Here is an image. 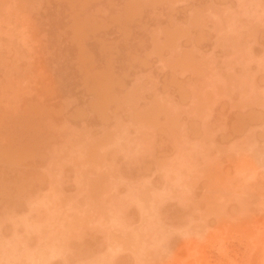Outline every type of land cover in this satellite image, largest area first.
Segmentation results:
<instances>
[{"label":"rangeland","instance_id":"1","mask_svg":"<svg viewBox=\"0 0 264 264\" xmlns=\"http://www.w3.org/2000/svg\"><path fill=\"white\" fill-rule=\"evenodd\" d=\"M0 264H264V0H0Z\"/></svg>","mask_w":264,"mask_h":264},{"label":"bare ground","instance_id":"2","mask_svg":"<svg viewBox=\"0 0 264 264\" xmlns=\"http://www.w3.org/2000/svg\"><path fill=\"white\" fill-rule=\"evenodd\" d=\"M96 77H97V76H96ZM13 135H14V134H13ZM25 138H26V136H25ZM17 139H18V138H17ZM23 140H24V139H23ZM18 142H19V141H18ZM21 143H22V142H21ZM23 143H24V142H23ZM18 144H19V143H17V146H20V145H18ZM13 145H14V143H13ZM32 146H34V145H32ZM21 147H22V145H21ZM24 147L26 148V149H24V151H25V150L27 151V150H28V149H27V146L24 145ZM24 147H23V148H24ZM17 148H18V147H17ZM17 148H16V149H17ZM23 148H22V150H23ZM29 151H30V150H29ZM12 152H13V151H12ZM18 152H19V151H18ZM21 152H22V151H20V153H21ZM14 153H16V152H14ZM20 153H19V157H20V156L22 157V154H20ZM23 153H24V152H23ZM26 154H27V153H26ZM3 155L5 156V154H3ZM15 155H16V154H14V156H15ZM16 156H18V154H17ZM27 156H28V155H27ZM19 157H17V159H18ZM24 159H25V158H24Z\"/></svg>","mask_w":264,"mask_h":264}]
</instances>
